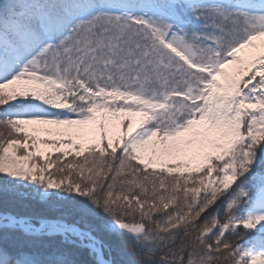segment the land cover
<instances>
[{
  "label": "snow or ice",
  "instance_id": "obj_1",
  "mask_svg": "<svg viewBox=\"0 0 264 264\" xmlns=\"http://www.w3.org/2000/svg\"><path fill=\"white\" fill-rule=\"evenodd\" d=\"M0 264H264V0H0Z\"/></svg>",
  "mask_w": 264,
  "mask_h": 264
},
{
  "label": "rangeland",
  "instance_id": "obj_2",
  "mask_svg": "<svg viewBox=\"0 0 264 264\" xmlns=\"http://www.w3.org/2000/svg\"><path fill=\"white\" fill-rule=\"evenodd\" d=\"M68 159H71V157H69Z\"/></svg>",
  "mask_w": 264,
  "mask_h": 264
}]
</instances>
